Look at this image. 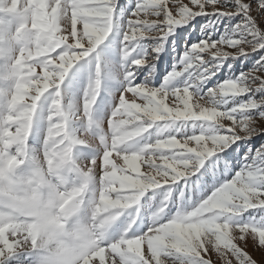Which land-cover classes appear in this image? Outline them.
<instances>
[{
	"label": "clouds",
	"instance_id": "9594fccd",
	"mask_svg": "<svg viewBox=\"0 0 264 264\" xmlns=\"http://www.w3.org/2000/svg\"><path fill=\"white\" fill-rule=\"evenodd\" d=\"M70 6V0H62V12L54 8L49 18L44 5L20 10L14 0H0V242L8 249L0 250L4 262L98 264L97 253L117 251L122 264H141L139 244L114 248L139 237L151 249L147 256L152 260L159 257L158 264H192L187 253L194 255L193 230H178L174 222L196 218L200 225L197 234L202 232L211 245L221 214L225 227L236 223L227 213L240 207L237 201L264 203L260 200L264 194L261 168L237 173L235 183H222L195 204L184 188L177 191L176 187L167 188L147 209L141 200L150 189L176 186L182 176L191 178L200 171V161L187 156L184 170L170 176L161 166L170 157L161 149L178 144L171 134L176 121H203L200 133L209 138L227 127L226 121L236 127L228 112L218 109L235 97L230 93L237 89L233 82H225L203 95L200 90L193 92L194 111L188 87L174 86L171 79L167 87L182 100L183 109L165 107L164 116L159 108L141 109L133 103L107 119L97 116L92 104L108 78L125 80V67L101 56V46L111 44L115 32L110 18L105 19L107 14L95 17L78 43L69 42L75 21L68 14ZM37 17L48 25L46 30L35 27ZM61 45L58 56L40 59ZM37 68L47 70L41 73L42 84L34 83ZM74 68L85 79L82 100L77 95L79 81L65 84ZM25 84L29 87H21ZM181 91L184 97H180ZM18 95L23 99H17ZM255 102L264 104V97ZM132 109L146 111L148 116L140 121ZM256 121L257 117L241 121L249 126L246 133L256 127ZM156 122H163L157 125L156 139L141 143L143 133ZM141 161L148 164L146 173L140 172ZM129 169L136 175L129 176ZM177 204L176 213L169 216L170 206ZM205 212L207 219L203 218ZM145 214L150 226L137 234V221L143 223Z\"/></svg>",
	"mask_w": 264,
	"mask_h": 264
},
{
	"label": "snow or ice",
	"instance_id": "6c2138e0",
	"mask_svg": "<svg viewBox=\"0 0 264 264\" xmlns=\"http://www.w3.org/2000/svg\"><path fill=\"white\" fill-rule=\"evenodd\" d=\"M118 4L119 0H70L71 6L68 14L74 16L75 21L74 35L69 37V42L78 43L82 32L92 26L94 18L97 16H105V14H107L105 19L110 18L113 30H116ZM240 5L241 7L239 9H231L226 8L221 0H138L135 9L131 12L127 20V25L123 32L122 56L126 61H128L130 57L132 58L130 65L125 63V80L127 84L121 90L118 103L114 106L112 114L123 111L128 105L133 103L139 105L141 109L146 107L159 108L160 114L164 116H167V113L164 111L165 107L169 109L176 107L183 109L184 104L182 100L173 95V90L167 87L169 80L181 75L180 71L174 70L160 87H152L149 83H135L137 68L146 64H152L154 61L158 60L162 48L156 47L153 49L152 53H146L141 57H133L135 51L133 46L134 42L143 37L160 38L161 42H163L169 34L174 32L177 26L184 25L188 23L190 19H194L199 15H208L209 13L228 15L239 11H247L252 20L257 21L256 13L264 11V0H255V3H253L252 0H240ZM44 6L51 9V11L47 13L49 18L53 15L54 8L62 12V0H55V3L49 2ZM84 17H87V19H83ZM256 26L260 28L261 31H264V15L257 21ZM70 31H72V29H70ZM125 33L128 36L127 39H124ZM246 44V41L239 39H206L193 45L192 51L207 54V56L198 55L196 57L197 61L203 64L208 59H215L218 57L226 58L229 55H237L235 54L237 51L239 54H242L264 48V42L245 46ZM62 48L63 45H61V48L56 49L54 52H49L45 57H41L40 59H50L53 56H58ZM227 49H232L234 51H228ZM79 50L83 51L84 49L80 48ZM184 59H188L187 54ZM21 60H23V56H21ZM191 66V63L186 65V67ZM42 71L44 73L47 72L46 69L41 70L37 68L35 70L34 81H40ZM205 71H207V69H205ZM225 82L234 83L237 90L234 93H230V95L234 94L235 96L243 95L251 91L253 87L250 85L253 83L256 85V88H264V61L261 62L260 67L249 74H242L238 79H229L221 82L219 85H223ZM21 87L27 88L29 85L25 84ZM47 87L48 85L45 84V88ZM186 87H188V92L192 94L190 101L191 106L194 111H197L195 95L191 87ZM180 97H184L183 91L180 92ZM17 99L22 100L23 96L18 95ZM96 101L92 104L93 107ZM255 101L256 100L253 99L251 102L241 103L228 110L218 109V111L228 112L231 120L235 122L236 127H233L230 123L227 127L221 129L216 136L209 138L206 134L202 133L185 135L182 137L176 136L175 138L178 144L161 149L164 156L170 157L167 163H161L164 171L168 172L170 176L176 175L177 171H182L185 168L183 158L193 156L200 161L201 167L200 171L196 172L192 177H195L196 180H200L201 178L210 176L226 158H232L236 148L239 147V145L235 143L237 140L264 131V122H262L259 125L256 124V127L246 133L245 128L249 126L242 124L241 121L245 118L252 119V117L257 116L240 117L237 115L238 113L257 108L260 104ZM132 111L136 116L140 117V121H144L148 116V113L143 110L136 111L132 109ZM261 116H264V112L258 115V117ZM140 121H138V123ZM205 144L207 147H204ZM158 163L160 162L158 161ZM169 164H171V167H169ZM139 167L140 172L146 173L148 164L141 161ZM174 169L176 171H174ZM244 171H251V169H245L238 173L242 175ZM197 173H199V175H197ZM128 175L135 176L136 173L129 169ZM259 175H264V168H261ZM185 177L186 176H182L180 180ZM140 179H144V177L140 176ZM236 179L237 174L229 181L235 183ZM261 191L264 192V189ZM260 200L264 201V194L261 195ZM236 203H238L240 207L231 208L227 213L228 215L239 217L249 209H264V203L256 200L245 203L243 199H241ZM216 211L221 212L219 208L216 209ZM207 216L208 213L205 212L203 218L207 219ZM174 224L178 230H193L194 239L192 252H194V255H192L191 252L187 253L191 255L192 264H258V261L250 255L246 248L249 243V238H251L254 246L257 241L259 246H264V215L260 216L258 219H253L251 222L228 223L225 227L223 214H221L220 219L217 220V225L219 227L215 229L216 239L211 245L206 241L205 235L202 232L197 234L200 225L196 218H193L187 223L175 221ZM7 242L10 243V239ZM137 242H141L142 244L141 264H158L159 257L155 260L150 259L147 253L151 251V249L145 247L139 237L128 238L121 242V244L114 245V248L120 249L124 246L136 244ZM0 250L4 252L8 251V249L5 248L4 242H0ZM211 254L215 255V259H213ZM104 259L105 264H122V257L117 251H113L110 255H105ZM97 260L99 264V256H97ZM0 264H5L2 253H0ZM262 264H264V260H262Z\"/></svg>",
	"mask_w": 264,
	"mask_h": 264
},
{
	"label": "rangeland",
	"instance_id": "374dc122",
	"mask_svg": "<svg viewBox=\"0 0 264 264\" xmlns=\"http://www.w3.org/2000/svg\"><path fill=\"white\" fill-rule=\"evenodd\" d=\"M14 2L17 4L18 9L24 10L30 5H46L49 2L55 3V0H14ZM221 2L226 8L239 9L241 7L240 0H221ZM252 2L255 3V0H252ZM137 3L138 0H119L117 6V27L113 36L110 37L112 43L108 44L106 42V45L101 46L104 49L101 53L102 58L114 60L121 67H125V63L131 64V57L125 62L122 56V41L127 20ZM49 11L51 9L46 8V13ZM262 15H264V11L256 13L257 21L260 20ZM34 19L36 20L35 27L47 29L48 25L40 23L39 17ZM257 21H253L247 11H239L228 15L209 13L208 15L196 16L194 19H190L188 23L177 26L174 32L169 34L163 42H161L160 38L143 37L139 39L134 42L133 46L135 51L133 57H141L146 53H152L156 47L162 48V51L159 53L160 58L154 61V63L137 68L135 83H149L152 87H160L165 83L166 78L175 70L180 71L181 75L172 80V85L179 87L189 86L193 92L200 90V94L203 95L209 89L219 86L221 82L229 79H238L242 74H249L260 67L261 62L264 61V48L239 55H229L226 58L218 57L208 59L201 64L197 61L196 57L198 55L207 56V54L193 52L192 47L206 39H239L251 42L252 44L264 42V31H261L256 26ZM28 26H32V21L28 22ZM227 50L234 51L232 49ZM186 54L188 55L187 60L184 59ZM93 56H95V53ZM188 63H191L192 66L186 67ZM79 71L78 68L71 70L65 84L79 81L77 95L82 100L85 79L80 77ZM34 83L42 84L43 81H34ZM126 84V80H121L116 77H111L106 80L105 86L94 105L97 116H102L105 119L111 116L114 106L118 103L120 92ZM261 97H264V88L255 87L248 93L228 98L227 104L222 105L221 109L228 110L241 103L251 102L253 99L259 100ZM262 112H264V104H260L255 109H250L237 115L240 117L257 116L256 123L259 125L264 122V119L258 117ZM162 123L156 122L148 132L143 133L141 143L153 142L156 139L155 133L157 131V125ZM226 123L230 124L228 121ZM202 124H204L203 121H176L175 127L171 130V134L181 137L199 134ZM168 134L167 132L165 133V135ZM235 143L239 147L236 148L232 158H226L207 178L196 180L195 177H185L177 181L176 186L162 185L158 189H150L141 200L144 209H147L152 204L153 199L156 201L161 199L165 190L169 187H176L177 191L179 188H184L191 196L192 203L195 204L207 198L216 187L231 180L238 172L251 169L252 167L264 168V131L244 137ZM185 206H188L187 201H185ZM170 207L171 211L169 216H172L176 213L179 205ZM262 215H264V209H249L242 216L235 217V222H251L253 219H258ZM149 226L150 224L145 214L143 223L137 221V234L146 232ZM136 244H139L142 254L141 242H137ZM246 250L258 261V264H262V260H264V246H259L258 241L254 246L251 238H249ZM105 255L107 254L101 251L94 258L99 256V264H105ZM211 255L215 259V255Z\"/></svg>",
	"mask_w": 264,
	"mask_h": 264
}]
</instances>
